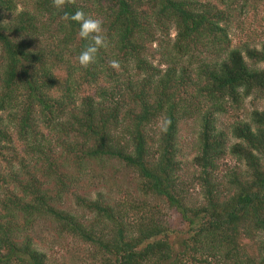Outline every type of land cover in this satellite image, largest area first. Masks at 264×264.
Returning a JSON list of instances; mask_svg holds the SVG:
<instances>
[{"label":"trees","instance_id":"1","mask_svg":"<svg viewBox=\"0 0 264 264\" xmlns=\"http://www.w3.org/2000/svg\"><path fill=\"white\" fill-rule=\"evenodd\" d=\"M230 2L75 0L57 9L52 0H0V264H54L28 234L38 219L87 244L89 264H264V112L219 126L247 97H264V45L232 46ZM77 9L102 20L108 45L88 68L78 63L88 41L64 18ZM154 43L164 69L148 55ZM189 120L199 127V204L179 175V128ZM230 135L239 142L228 147ZM53 142L79 163H119L140 199L117 208L102 194L72 193L80 214L68 211ZM228 154L244 169L227 171L222 186ZM51 175L54 195L39 178ZM159 202L187 224L178 249Z\"/></svg>","mask_w":264,"mask_h":264},{"label":"rangeland","instance_id":"2","mask_svg":"<svg viewBox=\"0 0 264 264\" xmlns=\"http://www.w3.org/2000/svg\"><path fill=\"white\" fill-rule=\"evenodd\" d=\"M25 6L29 7L32 0H23ZM232 8V19L230 25V39L232 46H241L243 44H249L260 49L264 45V0L252 1V0H230ZM246 4L245 7H241L242 4ZM22 6L18 5V10H21ZM4 17H8L9 14H4ZM176 31L174 28L169 31V41L174 39ZM148 55L151 57L153 65L160 69H164V65L160 62L159 51L160 48L157 44L146 45ZM263 65H260L262 67ZM241 110L229 112L228 114L219 118L220 128L226 129L230 123H233L236 119L243 121H250L249 117L252 111L257 110L264 112V97L260 95H252L247 97L241 104ZM237 115L235 118L234 115ZM198 122L187 121L180 125L179 136L177 141L178 153H180L181 171L179 173L180 179L184 182H190L189 195L191 201L199 204L202 202L201 188L194 180V174L196 168L193 165V158L197 154L196 141L198 133ZM150 136L154 139L157 136V126H151V130H148ZM45 136L52 140L56 139V136L48 134L44 131ZM228 147L239 142L236 138L230 135L228 137ZM52 148L56 151L53 152L51 158H58L57 163L64 162L65 168L59 170L64 174V182L67 186V192L63 194L62 201L65 204V208L68 211H78L77 206L74 203L72 193L81 194L87 198L95 199L98 194H102L106 201L111 204L123 205V202L129 200L140 199L136 189V178L133 173L121 166L119 163L109 161L104 164L92 162V163H79L77 158L73 156H67L66 151L60 148L56 142H53ZM220 164V184L227 186V177L225 173L227 171H241L244 169L232 155L228 154ZM46 163L42 161L38 162L37 169L44 171ZM38 176V174H37ZM66 176V177H65ZM40 179L49 183V191L51 195L56 193L57 187L55 185V176L51 175L50 179H44L39 176ZM53 178V179H52ZM219 184V185H220ZM222 192L226 191L225 187H222ZM2 195V194H1ZM2 197V196H1ZM0 197V198H1ZM152 205L154 202L149 200ZM160 213L157 217L167 222L172 231L171 240L177 247L179 243L187 237V224L182 221L178 212L172 209H168L165 205L159 202ZM82 214V213H81ZM162 215V216H161ZM88 220H92V216H87ZM31 235L35 247L43 252L50 262L54 264H89L90 252H92L87 244L81 243L78 240L60 237L55 227L49 222L42 219H38L32 225L28 232ZM260 238V237H259ZM258 241L255 242L257 244ZM179 246L175 249H178Z\"/></svg>","mask_w":264,"mask_h":264},{"label":"clouds","instance_id":"3","mask_svg":"<svg viewBox=\"0 0 264 264\" xmlns=\"http://www.w3.org/2000/svg\"><path fill=\"white\" fill-rule=\"evenodd\" d=\"M74 2L75 0H52V5L57 9H63L66 4H74ZM64 18L78 23L80 25L78 36L88 41L78 57L79 65L88 68L95 62L100 49L108 46L105 37L102 35L103 22L100 18L86 14L81 9H77L74 13L65 12ZM110 66L118 70L120 67L119 61L112 60Z\"/></svg>","mask_w":264,"mask_h":264}]
</instances>
